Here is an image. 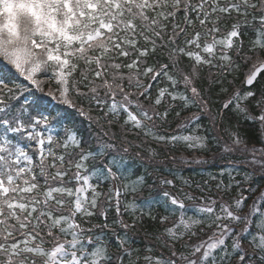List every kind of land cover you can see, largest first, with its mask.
<instances>
[{
	"label": "snow or ice",
	"instance_id": "snow-or-ice-1",
	"mask_svg": "<svg viewBox=\"0 0 264 264\" xmlns=\"http://www.w3.org/2000/svg\"><path fill=\"white\" fill-rule=\"evenodd\" d=\"M249 31L254 36L245 51ZM241 71L240 87L230 92L233 74ZM262 77L264 0H0V264H140L127 233L145 216L171 226L156 237L170 255H145L144 264H264V191L253 201L252 213L244 212V192L252 189L241 188V181L222 169L228 183L221 179L217 191L229 195L235 187L237 195L231 204L221 200L219 212L217 200L199 197L196 211L207 217L205 223L187 215L185 199L195 197L182 199L164 190L176 181L161 177L155 207L163 212H154L152 202L137 203L135 194L145 190L146 177L132 179L125 172L116 133L110 132L119 126L125 145L131 143L128 132L137 130L134 134L187 151L209 150L215 141L221 156L239 149L252 155L245 163L264 170V147L249 148L240 131L249 122L258 124L256 138L264 144ZM202 80L203 89L197 87ZM213 95L226 99L211 116V131L216 132L219 117L231 143L218 134L211 141L198 135L209 129L197 114L185 117L175 134H160L176 107L211 113ZM68 109L79 121L66 119ZM175 115L179 118L180 111ZM94 126L102 131L94 133ZM149 154L157 153L150 148ZM178 159L203 163L172 157ZM112 181L120 183L109 188L105 207L99 186ZM182 183L191 187L187 180ZM206 186L196 185L201 192ZM129 194L133 199L122 211L121 196ZM113 206L116 218L110 225ZM253 214L259 216L256 230L246 236ZM95 216L104 222L84 227ZM202 225L215 229L207 241L180 243L198 227L203 231Z\"/></svg>",
	"mask_w": 264,
	"mask_h": 264
},
{
	"label": "trees",
	"instance_id": "trees-1",
	"mask_svg": "<svg viewBox=\"0 0 264 264\" xmlns=\"http://www.w3.org/2000/svg\"><path fill=\"white\" fill-rule=\"evenodd\" d=\"M247 31V30H246ZM254 33L250 32L247 36L244 37L245 40V51H247L248 47V40L249 38L253 37ZM249 55H255L254 53H249ZM126 62V61H122ZM161 62H164L161 60ZM149 63H152V60H149ZM184 64H188L189 61L187 58H184ZM208 69L205 68L203 70V75L206 76ZM237 77L235 84L229 86V91L231 92L234 88L240 87V82L243 80V72L234 73ZM78 76V73H77ZM43 78V77H41ZM232 76L228 77V80H232ZM264 79V77H262ZM206 85V81L202 80L197 82V87L203 89ZM161 86H164L161 84ZM180 91H183V86L180 87ZM47 91V87L45 88ZM156 85H153V98L155 96ZM218 91V88L215 90ZM226 99V96H211L209 107L211 108V113H201L200 109L196 106L188 107L187 109L181 110V107H176L169 115L168 120L169 124H164L160 127L159 132L160 134L164 133H176L177 126L184 120L185 117L192 116L193 114L202 115V119L199 121L200 125L204 126V128L209 129L208 132H205L203 128L197 132L198 135H206L208 136L209 140L211 141L212 135L218 134L220 137L223 138L224 141L231 143L227 133L223 131V125L219 122V117H217V125H216V132L211 131L212 129V120L211 116H215L217 111L220 108V101ZM147 103V101H145ZM163 111V108L160 109ZM176 111H180V117L177 118L175 113ZM95 115V113H93ZM256 114V113H253ZM66 119L69 122L73 120L79 121V117L77 114L68 109L65 113ZM124 116L123 114L120 117V124H123ZM87 127V123L83 125ZM130 127V126H129ZM196 125L194 124L191 129L185 130V134L192 131ZM259 129V125H251L249 122L246 127H242L240 129L242 133V138L245 140L247 146L249 148L256 147L261 148L264 147V144L260 143L259 139L256 138L257 130ZM92 131L94 133L98 131H102L98 127L94 126ZM137 130L129 131L127 135L128 141L130 144H123L121 142V129L119 126H114L110 132H115V140L118 146L121 148V154L124 156L123 164H125L128 170L126 172L132 171V179L135 178L137 175H144L146 177V188L145 190L138 192L135 194L137 203L141 204L143 202L149 201L152 202L154 205V212L162 213V208L155 207V201L160 199L159 196V188L162 187L158 184L159 179L161 177H167L169 179H175L176 186L174 188H165L164 190L171 191L173 194L180 196L182 199H185L186 194H191L195 199L187 200L185 199V204L187 207V215L193 216L197 219L204 220L207 223V217L199 215L196 211L197 207L201 205L202 201L199 199L202 195H207L212 199L217 200L216 210L219 212L221 200L228 204L233 202V197L237 195V189L233 187L230 190L229 195H224L223 192L217 191L216 185L223 179L225 184L228 183V176L224 175L221 176L222 169L225 172H232L235 176L237 181H241L240 187L244 189H252L250 191H245L244 195L248 197V199L243 204V211L252 213L253 208V201L256 200L257 197L260 196L261 192L264 191V170L260 169L259 166H254L251 164L245 163L247 160H251L252 155L250 153H241L239 149L235 151V153H229L227 155L221 156L220 149L215 146V141H211L209 144V150L206 151H187L182 146H178L176 148L172 147H165L164 145L158 144L157 142L153 141L150 137H145L143 132H139V134H134ZM106 139L111 140V136L107 137ZM144 143L137 147L136 144ZM243 146V145H242ZM241 146V147H242ZM87 147V145L85 146ZM92 147L95 149V141L92 142ZM128 147V152L125 154L123 153V148ZM154 149L156 151L155 156H150L149 149ZM180 157L183 156L187 159H200L203 163H185L183 160H176L173 161L172 157ZM99 166V164L97 165ZM75 169L73 168V171ZM249 174V179H244V174ZM183 180H187L191 187L184 185L182 183ZM204 187V191L201 192L197 189L196 185H201ZM95 183V181H93ZM116 183H120V181H116ZM111 183H104L99 186V191L104 193L105 203L104 206L108 207L107 202V193L110 188ZM71 187H75V184L69 185ZM151 189V190H149ZM183 189V191H181ZM132 194L127 196H121V210L123 211V204L127 203L128 201L132 200ZM113 205H114V198H113ZM261 210H264V205L261 206ZM137 216L140 215L139 211L136 213ZM179 213H177V216ZM116 218L115 215V208L114 206L109 210L108 213V223L111 225L113 220ZM124 221L131 224L132 220L130 215H125L123 217ZM259 220V216L253 214V223L250 225L249 232L245 235L248 236L252 232L256 230V222ZM103 217L95 216L91 218L90 224H85L84 227H90L94 224H102ZM171 225H160L158 222L153 223L147 216L143 218L142 223L138 222L136 227L130 229L127 233L128 237L130 238V246L133 249V257L139 256L140 264H144L143 257L145 255H151L153 257L157 256H168L170 255V251L168 248L162 247V241L157 240V236H161L163 233L164 227H170ZM237 230L243 227L242 224L240 225H233ZM201 227H204L203 225ZM215 229L204 227L203 231H200L198 227L195 229L196 235L189 238L188 236L184 237V240L180 243H184L187 241L191 245H195L200 243L201 241H207L209 237L212 235ZM123 235V232L121 231ZM163 240H167V237H163ZM230 243V241H229ZM177 248L180 247L179 244L176 245ZM116 248L115 240L111 241L110 244V251H114ZM151 248V253H148L146 249ZM139 249V252L135 250ZM127 260V257H125Z\"/></svg>",
	"mask_w": 264,
	"mask_h": 264
},
{
	"label": "rangeland",
	"instance_id": "rangeland-1",
	"mask_svg": "<svg viewBox=\"0 0 264 264\" xmlns=\"http://www.w3.org/2000/svg\"><path fill=\"white\" fill-rule=\"evenodd\" d=\"M123 165H124V170H128L129 167H127L125 164H123ZM125 172H126V171H125ZM128 172L132 173V171H128ZM131 178H132V177H131ZM114 183H116V181H112L111 184H110V187H111V185L114 184ZM87 195H89V197H90L91 193H87Z\"/></svg>",
	"mask_w": 264,
	"mask_h": 264
}]
</instances>
